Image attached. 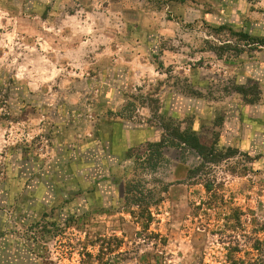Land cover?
I'll return each instance as SVG.
<instances>
[{
	"label": "rangeland",
	"instance_id": "1",
	"mask_svg": "<svg viewBox=\"0 0 264 264\" xmlns=\"http://www.w3.org/2000/svg\"><path fill=\"white\" fill-rule=\"evenodd\" d=\"M6 81L14 91L12 113L0 107L2 231L26 240L30 223L13 226L12 204L42 200L45 187L56 193L41 216L62 223L79 209L45 243L37 218L27 233L36 253L5 252L15 253L10 264H223L225 235L264 220V0H0V87ZM17 100L29 103L25 116ZM63 108L69 141H94L104 121L118 157L111 166L94 157L90 182L30 183L34 165L48 171L57 157ZM161 119L214 144L220 162L190 177L202 161L192 151L143 156L162 137ZM135 138L125 162L119 146ZM19 151L29 159L20 182L10 162ZM232 209L243 213L236 232L225 226Z\"/></svg>",
	"mask_w": 264,
	"mask_h": 264
},
{
	"label": "crops",
	"instance_id": "2",
	"mask_svg": "<svg viewBox=\"0 0 264 264\" xmlns=\"http://www.w3.org/2000/svg\"><path fill=\"white\" fill-rule=\"evenodd\" d=\"M35 101V100H34ZM127 99L124 101V105L127 103ZM62 110V107L61 109ZM59 116L56 114L55 115V121L59 122L57 124L58 131L53 130L54 137L53 141L55 143V150H56V159L54 160V163H52L48 169V171H45L44 169H41V165L38 167L33 166L32 171H30V174L27 175L24 178H27L26 180L29 181L30 183H39V184H44L46 182L48 183H86L91 181V176L93 175L92 170L96 169L98 163H95L96 160L94 157L101 158L103 156L104 158H107V163H110L111 157L114 160L117 155L116 150L113 148L115 146H111V129L108 127L105 128V124L103 123L104 121H101L99 124V127L97 128L96 131V139L94 141L88 140L86 142H81V141H69V138L65 135V131L69 129V126H71L72 122V117L68 113V110L66 108H63L62 113H58ZM131 129V128H130ZM129 129V130H130ZM159 128L157 126L153 127L150 126L148 129V133L151 137L155 136L156 130ZM132 132H135V129L131 130ZM136 134V133H135ZM154 139V138H153ZM130 139L124 140L122 142V146H119L121 149V152H124L123 156V161L127 162L128 159V154L130 153V150L134 148V146H137V138L134 139V141H129ZM157 141V140H156ZM153 141V142H156ZM70 143V144H68ZM149 143V142H148ZM68 144V145H67ZM113 144V140H112ZM167 148V147H166ZM102 153V154H101ZM11 164L13 166V174L18 175V173L23 171V168H21V163L23 159H28L27 157H24V153H21L20 151L17 153H12L11 154ZM16 157H15V156ZM29 160V159H28ZM111 166V163H110ZM129 165H126L127 167ZM110 167L107 169L109 170ZM41 169V170H40ZM105 171V170H104ZM19 173V175H20ZM25 174V173H24ZM27 174V173H26ZM25 174V175H26ZM17 177V181L20 182L22 181V177L19 176ZM109 183H112L111 177H107ZM24 180V179H23ZM45 186L41 185V188H44ZM2 189L7 192L9 190H5L4 187ZM40 190V188H39ZM44 193L46 195L43 196V199H38L36 200L35 198H29L27 196L22 197L21 199L19 197H16L15 204L13 203L12 205L14 206L15 209V215L13 219H11L13 226H18L21 224V226H25L26 224H32L34 221H36L37 218H41L42 216L40 215L41 208H45L46 202H51L52 199H49L47 194L50 196H54L56 193L55 189L53 188H44ZM43 193V194H44ZM67 212V211H66ZM66 215V213H65ZM51 216V215H49ZM32 222V223H31ZM11 235V237L9 236ZM0 239L2 243H0V255H6V257H13V255L5 254V252H18L19 248L23 249L25 248V251L28 250L27 245L25 247V244L28 243L26 240L21 239L19 237H15L12 234H8V232H5L3 229L2 231V221H0ZM5 239V240H4ZM26 242V243H25ZM29 244V243H28ZM16 249L13 250L15 247ZM14 247V248H13ZM27 252V251H26ZM35 255L32 256L33 261H36V258L34 257ZM6 260H3L2 264H10V258ZM16 258H19L17 255ZM31 259V258H30ZM26 264L29 263V258L27 257L25 259ZM1 264V263H0Z\"/></svg>",
	"mask_w": 264,
	"mask_h": 264
},
{
	"label": "trees",
	"instance_id": "3",
	"mask_svg": "<svg viewBox=\"0 0 264 264\" xmlns=\"http://www.w3.org/2000/svg\"><path fill=\"white\" fill-rule=\"evenodd\" d=\"M5 83H7V85L0 87V94L3 97L2 99H0V107L7 111L8 114H10L12 113V111L10 109L11 100L9 101V98L12 94L11 92L14 91V87L11 88V81H6ZM17 102L19 104L22 103V107L20 108L22 112L21 117L25 116L27 114V106H29V103L23 100H17ZM133 103L135 102H131L132 105ZM125 118L129 120L131 119V116H125ZM160 121V127L163 130L162 137L159 141L148 143V148H146L145 151L142 152L143 156H156L157 159H164L163 149L166 147H175L187 151H192L196 155H198L202 159V161L197 166V168L190 169V177L194 176V173L205 167L207 163L216 165L220 162L222 152L214 144H209L204 138H202L197 133L192 132L190 129H182L180 126H175L171 123L164 122L162 119ZM155 124L157 125L156 122ZM156 163L157 162H153V164ZM212 186L213 185L209 186L207 184L209 190L212 189ZM147 206L150 207L149 204ZM138 207L142 209L143 204H138ZM78 210L79 209L77 208L72 213H66L68 217H66L65 221L62 223L53 221L52 216H43L42 220L44 221V225H42V227L45 229V231L43 229L44 232L39 235V240L45 243L50 238H56L60 234H62L63 228L67 226L70 218H74L76 215H78ZM242 214L243 213L240 210L232 209V212L224 217L225 226H227L229 229L232 228L233 231L239 228H243ZM50 225H55V227L52 229H47ZM33 226H35V222L30 224L29 227L32 228ZM253 226V230L250 233H248L244 229L243 233L241 234L231 233L225 235L227 238V240L225 241L227 243V252L223 264H264V220L259 221L256 218L253 219ZM31 228H28L27 233L29 231L31 232ZM27 233L24 235V238L29 243L27 245V248H29L28 251L30 253H36L34 246L35 242L37 243V238L34 237L33 242L32 240L31 242H29ZM44 259L45 258H43L42 260L44 261Z\"/></svg>",
	"mask_w": 264,
	"mask_h": 264
}]
</instances>
